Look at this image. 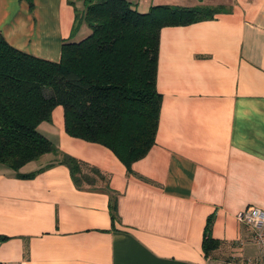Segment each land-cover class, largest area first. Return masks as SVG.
<instances>
[{
	"label": "crops",
	"instance_id": "crops-1",
	"mask_svg": "<svg viewBox=\"0 0 264 264\" xmlns=\"http://www.w3.org/2000/svg\"><path fill=\"white\" fill-rule=\"evenodd\" d=\"M224 7L214 19L160 35L162 95L155 145L132 166L70 137L64 109L39 131L104 179L78 187L47 154L17 173L0 167V264H226L261 259L238 215L264 210V0H127ZM84 0H0V35L13 48L59 62ZM87 174V173H85ZM219 246L207 255L205 232Z\"/></svg>",
	"mask_w": 264,
	"mask_h": 264
},
{
	"label": "trees",
	"instance_id": "trees-1",
	"mask_svg": "<svg viewBox=\"0 0 264 264\" xmlns=\"http://www.w3.org/2000/svg\"><path fill=\"white\" fill-rule=\"evenodd\" d=\"M73 34L86 24L91 34L65 43L59 62L36 58L10 46L0 35V167L31 178L21 169L47 154L69 167L78 187L104 179L63 154L39 127L64 109L65 132L109 149L132 172L155 145L162 95L157 89L160 35L166 27L188 26L215 18L224 7L158 5L141 13L127 0H84ZM87 168L91 174H85ZM8 237H0L6 241ZM219 243L210 223L203 250Z\"/></svg>",
	"mask_w": 264,
	"mask_h": 264
},
{
	"label": "built area",
	"instance_id": "built-area-1",
	"mask_svg": "<svg viewBox=\"0 0 264 264\" xmlns=\"http://www.w3.org/2000/svg\"><path fill=\"white\" fill-rule=\"evenodd\" d=\"M238 220L252 231L253 241L261 252V259L255 261L233 258L226 264H264V210L249 208L238 215Z\"/></svg>",
	"mask_w": 264,
	"mask_h": 264
},
{
	"label": "rangeland",
	"instance_id": "rangeland-1",
	"mask_svg": "<svg viewBox=\"0 0 264 264\" xmlns=\"http://www.w3.org/2000/svg\"><path fill=\"white\" fill-rule=\"evenodd\" d=\"M83 170H84V173L91 174V172L87 168H85Z\"/></svg>",
	"mask_w": 264,
	"mask_h": 264
}]
</instances>
